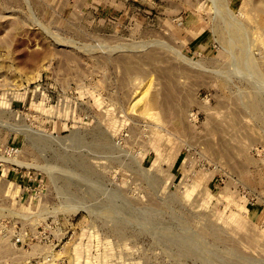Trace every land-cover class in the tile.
Returning <instances> with one entry per match:
<instances>
[{
  "label": "rangeland",
  "instance_id": "374dc122",
  "mask_svg": "<svg viewBox=\"0 0 264 264\" xmlns=\"http://www.w3.org/2000/svg\"><path fill=\"white\" fill-rule=\"evenodd\" d=\"M0 264H264V0H0Z\"/></svg>",
  "mask_w": 264,
  "mask_h": 264
},
{
  "label": "bare ground",
  "instance_id": "6f19581e",
  "mask_svg": "<svg viewBox=\"0 0 264 264\" xmlns=\"http://www.w3.org/2000/svg\"><path fill=\"white\" fill-rule=\"evenodd\" d=\"M189 63V62H188ZM98 185V184H97ZM113 197V196H112ZM109 199V198H108Z\"/></svg>",
  "mask_w": 264,
  "mask_h": 264
}]
</instances>
